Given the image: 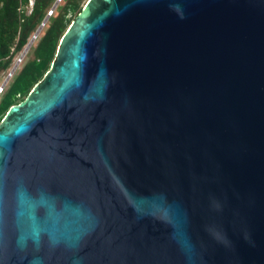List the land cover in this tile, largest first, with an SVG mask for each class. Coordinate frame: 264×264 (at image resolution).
<instances>
[{
    "label": "water",
    "instance_id": "obj_1",
    "mask_svg": "<svg viewBox=\"0 0 264 264\" xmlns=\"http://www.w3.org/2000/svg\"><path fill=\"white\" fill-rule=\"evenodd\" d=\"M0 264H264V0H88L0 122Z\"/></svg>",
    "mask_w": 264,
    "mask_h": 264
},
{
    "label": "trees",
    "instance_id": "obj_2",
    "mask_svg": "<svg viewBox=\"0 0 264 264\" xmlns=\"http://www.w3.org/2000/svg\"><path fill=\"white\" fill-rule=\"evenodd\" d=\"M21 2L22 0H0V71L5 70L15 54L23 49L46 15V13L43 15V8L48 0H36L30 17H23L24 23L20 24L18 9ZM63 30L62 21L56 20L42 31L35 46L36 59L22 67L0 103V121L12 105L26 99L34 85L49 71L51 63L56 58ZM13 47H15L14 51Z\"/></svg>",
    "mask_w": 264,
    "mask_h": 264
},
{
    "label": "rangeland",
    "instance_id": "obj_3",
    "mask_svg": "<svg viewBox=\"0 0 264 264\" xmlns=\"http://www.w3.org/2000/svg\"><path fill=\"white\" fill-rule=\"evenodd\" d=\"M40 1H45V0H40ZM87 1L88 0H64L62 2V4L59 6L56 13L50 18L49 24L47 25V27H49V25L53 21L60 20V21H62V24L64 25V30L62 31V35H64V33L69 28V26L72 24V22L76 19V17L85 8V4L87 3ZM35 2H36V0H27L26 2H25V0H22L21 4H19L20 7L18 9V12H19L18 15H19V19H20L19 20L20 24L24 23L23 17H28V18L30 17V15L32 14V11L34 9ZM50 3L52 4L53 0H48L47 5L43 8V15H45L46 11L50 7L49 6ZM47 27L45 29H47ZM36 43H37V41L32 45V47L29 49L28 53L26 54V57L23 61V66L27 62L33 61L36 59V53H35ZM52 63H51V66H52ZM40 81L41 80H39L38 83ZM35 85H34V87H35Z\"/></svg>",
    "mask_w": 264,
    "mask_h": 264
},
{
    "label": "built area",
    "instance_id": "obj_4",
    "mask_svg": "<svg viewBox=\"0 0 264 264\" xmlns=\"http://www.w3.org/2000/svg\"><path fill=\"white\" fill-rule=\"evenodd\" d=\"M63 1L64 0H53V3L48 8L44 19L40 22V24L31 34L27 44L23 47L21 51L15 54L9 66L5 70L0 71V103L3 100L4 96L6 95L11 84L13 83L16 75L22 69L23 61L29 49L36 41L40 39L42 31L46 28L50 18L56 13L57 9L59 8V6L62 4ZM12 50L14 51L15 47H13Z\"/></svg>",
    "mask_w": 264,
    "mask_h": 264
}]
</instances>
